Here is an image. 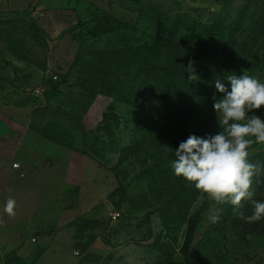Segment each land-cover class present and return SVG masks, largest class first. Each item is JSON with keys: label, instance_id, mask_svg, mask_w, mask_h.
I'll return each instance as SVG.
<instances>
[{"label": "rangeland", "instance_id": "obj_1", "mask_svg": "<svg viewBox=\"0 0 264 264\" xmlns=\"http://www.w3.org/2000/svg\"><path fill=\"white\" fill-rule=\"evenodd\" d=\"M176 36L210 44L205 62L221 70L219 80L229 91L230 75L247 73L264 82V0H63L0 14V93L16 95L45 120L63 124L66 144L87 149L115 178L109 205L67 222L71 258L66 264H185L213 224L209 216L216 209L221 211L215 231L222 234V223H229L228 245L240 240L246 225L255 224L235 216L231 204H215L172 168L180 142L222 130L214 102L224 93L211 92L209 106L160 122L102 93L97 96L108 104L101 120L88 116L89 108L83 113L86 95L96 86L90 65L102 64L111 72L109 65L117 60H140L134 48ZM164 55L166 63L176 65L187 52L176 47ZM42 86L46 91L37 95ZM250 114L264 119V107ZM132 145L139 148L131 153ZM249 161L261 167L253 179V200L264 202V144L249 148ZM147 166L154 171L147 172ZM143 173L147 178L139 179ZM152 177L154 195H143ZM243 205L244 215H251V201ZM113 212L119 213L116 220Z\"/></svg>", "mask_w": 264, "mask_h": 264}, {"label": "crops", "instance_id": "obj_2", "mask_svg": "<svg viewBox=\"0 0 264 264\" xmlns=\"http://www.w3.org/2000/svg\"><path fill=\"white\" fill-rule=\"evenodd\" d=\"M50 2L63 0H0V14ZM3 95L1 92L0 264H66L71 258L66 250L67 222L89 215L101 204L109 205L116 189L113 172L69 147L63 124L45 120L37 108L17 102L16 95ZM105 99L97 96L87 115L101 120L108 104ZM9 198L16 201L15 216L4 212ZM260 231L258 222L246 225L242 232L247 241L229 244L223 264H264Z\"/></svg>", "mask_w": 264, "mask_h": 264}, {"label": "trees", "instance_id": "obj_3", "mask_svg": "<svg viewBox=\"0 0 264 264\" xmlns=\"http://www.w3.org/2000/svg\"><path fill=\"white\" fill-rule=\"evenodd\" d=\"M104 19L105 23H110L109 16H105ZM176 47L185 49L187 55L176 62V65L166 63L164 60L165 50H174ZM209 48L210 44L200 37L184 36L179 38V36H176L155 46L134 48L133 50L140 54L138 55L140 60L136 62L131 60L128 64H123L122 61L117 60L109 65L111 72H106L102 64L90 65L93 67L96 76L92 80L96 86L86 95L88 101L83 113L89 108L97 94L100 93L117 97L119 101L146 113L149 119H154L156 122H160L167 117L183 115L187 111L201 109L204 105L209 106L211 103L209 93L220 94L215 87V81L222 76L220 69L218 70L215 65L205 62L204 55ZM189 61H193L194 73L192 74L197 77L196 80H189L190 73L186 70ZM121 69L124 70L123 74L120 73ZM100 73L103 74V78L99 76ZM110 75H113V78L105 80ZM103 85L107 88L98 91ZM88 141L86 140V145L88 144L87 147L91 148L92 146ZM138 148L136 145H132L127 150L132 153ZM77 150L107 168L84 147ZM153 168L147 166V172H153ZM143 178H147L146 173H143L139 179ZM147 183L149 192H144L143 195H154L156 180L152 177ZM216 224L213 223L195 244L185 264H223L227 261L229 247L226 241V231L229 229V223H222L224 229L222 234L215 231ZM258 225L261 234L264 235V219L258 221ZM240 241H247L244 234Z\"/></svg>", "mask_w": 264, "mask_h": 264}, {"label": "clouds", "instance_id": "obj_4", "mask_svg": "<svg viewBox=\"0 0 264 264\" xmlns=\"http://www.w3.org/2000/svg\"><path fill=\"white\" fill-rule=\"evenodd\" d=\"M193 61L186 69L189 80H196ZM230 91L218 79L215 87L224 93L214 102L220 130L207 138L190 135L175 150L172 163L174 173L193 184L195 189L206 194L217 205L233 206V214L248 223L258 222L264 217V202L253 200V179L258 177L261 167L249 161V148L253 144H264V119L253 113L264 107V82L248 75L227 77ZM251 201L253 212L245 216L243 201ZM16 201L9 198L4 212L15 216ZM220 209L209 216L211 223L220 219Z\"/></svg>", "mask_w": 264, "mask_h": 264}, {"label": "built area", "instance_id": "obj_5", "mask_svg": "<svg viewBox=\"0 0 264 264\" xmlns=\"http://www.w3.org/2000/svg\"><path fill=\"white\" fill-rule=\"evenodd\" d=\"M45 89H46V87H43V86L37 88V89H36V94H37V95H42V94L44 93ZM15 166H17V165L15 164ZM118 216H119V213H118V212H113V213H111V217H112V219H114V220H116ZM75 253L78 254V252H75Z\"/></svg>", "mask_w": 264, "mask_h": 264}]
</instances>
